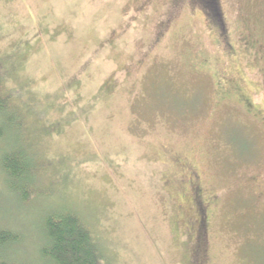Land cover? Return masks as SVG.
<instances>
[{
	"label": "rangeland",
	"instance_id": "1",
	"mask_svg": "<svg viewBox=\"0 0 264 264\" xmlns=\"http://www.w3.org/2000/svg\"><path fill=\"white\" fill-rule=\"evenodd\" d=\"M220 4L225 40L191 0H0V149L39 167L26 203L0 170L4 257L53 264L67 207L106 264H264V0Z\"/></svg>",
	"mask_w": 264,
	"mask_h": 264
},
{
	"label": "trees",
	"instance_id": "2",
	"mask_svg": "<svg viewBox=\"0 0 264 264\" xmlns=\"http://www.w3.org/2000/svg\"><path fill=\"white\" fill-rule=\"evenodd\" d=\"M204 13L208 22L225 38L226 24L220 0H191ZM2 81L0 74V123L8 111L17 112V108L8 103L14 96L2 95ZM18 128H24L26 123L19 120ZM51 132L53 130H50ZM2 137L0 130V138ZM10 136L8 142L0 149V170L4 175L6 188L21 203L31 201L35 196L34 183L39 172L38 163L26 148L25 141L15 145ZM203 224L200 223L199 235L195 247L200 251L202 245ZM44 244L40 249L42 258L53 264H106L103 258L101 244L93 231L86 225L82 217L67 207H59L48 213L43 222ZM17 233L0 227V264H25L4 257L2 252L18 243Z\"/></svg>",
	"mask_w": 264,
	"mask_h": 264
},
{
	"label": "flooded vegetation",
	"instance_id": "3",
	"mask_svg": "<svg viewBox=\"0 0 264 264\" xmlns=\"http://www.w3.org/2000/svg\"><path fill=\"white\" fill-rule=\"evenodd\" d=\"M227 38V36H225V38H223L224 40ZM198 178L196 177L193 182H192V188L194 190V195H195V202L197 201V199H200V193H201V189L199 187L198 182L196 181ZM197 204V203H196ZM199 205V204H198ZM198 213L200 215V220L199 223H202L204 225V211L203 209L199 208Z\"/></svg>",
	"mask_w": 264,
	"mask_h": 264
}]
</instances>
